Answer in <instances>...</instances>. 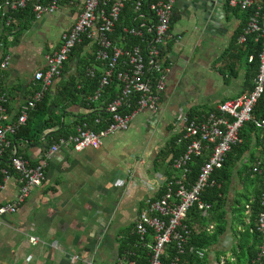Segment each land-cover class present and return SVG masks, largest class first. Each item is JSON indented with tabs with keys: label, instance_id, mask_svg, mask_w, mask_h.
Segmentation results:
<instances>
[{
	"label": "crops",
	"instance_id": "0c3cea01",
	"mask_svg": "<svg viewBox=\"0 0 264 264\" xmlns=\"http://www.w3.org/2000/svg\"><path fill=\"white\" fill-rule=\"evenodd\" d=\"M84 2L61 0L57 12L33 21L18 37L8 38L6 56L10 57V66L8 70L0 69V86L10 96L9 112L18 113L36 92L34 74L46 66L47 55L60 47L63 34L75 24ZM208 3L207 26L188 18L184 0L174 5V40L168 53L172 66L159 110L139 113L128 131L106 137L100 150L76 152L66 148L56 153L48 161L43 186L32 192L17 214L0 220V264L115 263L121 255L120 241L135 225L145 203L158 197L173 174L180 176L171 168L173 155L168 150L171 140L183 128L178 123L181 107L187 105V114L195 110L208 112L250 92L245 58L229 51L244 15L229 9L227 0ZM94 52L95 45L90 43L81 58L92 57ZM79 63L77 57L68 62V68L51 90L54 95L63 87L61 83L76 75ZM62 105V122L66 126L101 109V105H95V110H90L82 100ZM62 111L58 108L57 113ZM256 141L254 135L253 144ZM46 146L44 141L36 147L22 145V149L32 163H38ZM262 158L260 147L253 145L234 168L226 191L230 225L207 250L210 264H248V257L237 247L239 239L232 225L238 223V203L246 202L243 196L254 200L255 188L246 182V166ZM119 180L125 185L119 186ZM255 187L260 189L261 184ZM17 193L18 184L12 177L0 191V203L13 201ZM31 238L39 242L34 244ZM236 249L239 257L234 254Z\"/></svg>",
	"mask_w": 264,
	"mask_h": 264
},
{
	"label": "built area",
	"instance_id": "2783aa9c",
	"mask_svg": "<svg viewBox=\"0 0 264 264\" xmlns=\"http://www.w3.org/2000/svg\"><path fill=\"white\" fill-rule=\"evenodd\" d=\"M177 0H85L83 9L73 27L61 38L60 47L47 55L46 66L34 74L38 84L36 92L25 101L18 113L9 112L10 96L0 88V191L14 177L18 193L11 202L0 203V220L18 213L31 197L32 192L41 188L46 180L48 161L62 149L72 148L76 152L100 150L106 137L126 132L135 117L149 110L157 112L166 91L167 75L172 62L169 59V45L174 40L171 33L174 5ZM261 0H227V7L242 11L253 10L246 27L239 36L238 44L245 46L248 37H253L260 45L259 74L254 79V89L241 97L224 101L208 112H199L190 119L187 105L181 107L178 123L183 125L178 143L184 141L187 148L172 162L175 174L165 184L163 194L148 200L129 235L135 237L132 247L125 249L114 264H181L191 229L185 224L189 211L197 205L202 216L210 215L211 205L202 201L206 189L213 185L212 176L222 169L232 148L242 142L240 133L249 123H253L261 134V148L264 150V117L255 118L254 112L264 97V10ZM34 4L35 20L57 12L59 2L53 0L44 4L42 0H7L0 11L9 17L7 26L14 19L9 14ZM131 5L134 19L132 25L124 27L122 35L138 43L128 48L124 42L115 41L112 35L125 8ZM4 9V10H3ZM4 15V14H3ZM84 40L95 45V61L100 66L89 70L94 77L101 72L97 90L87 98L90 108L101 105L106 89L116 85L115 98L106 105L108 117L106 125L95 132L84 124L76 132L61 138L51 146H46L36 165L13 146V137L25 126L29 113L36 109L46 93L52 90L56 81L64 74V66L73 50ZM253 61L250 56L249 62ZM10 57L5 56L0 69L8 70ZM101 120H96L100 124ZM208 154V159L200 168L197 180L190 183V163L194 158ZM206 156V155H205ZM257 164L254 171L259 172ZM128 175L132 173L129 170ZM126 182L119 180L118 185ZM261 211L256 228L252 231L261 237L258 260L264 259V191L260 196ZM247 214L251 213V203L246 205ZM214 225L209 227V231ZM30 241L37 244V238ZM200 258L204 251L191 249ZM87 264H101L88 261ZM220 264H225L221 262Z\"/></svg>",
	"mask_w": 264,
	"mask_h": 264
},
{
	"label": "trees",
	"instance_id": "16d2710c",
	"mask_svg": "<svg viewBox=\"0 0 264 264\" xmlns=\"http://www.w3.org/2000/svg\"><path fill=\"white\" fill-rule=\"evenodd\" d=\"M6 1L7 0H0V7H2ZM52 1L53 0H42L44 4H48ZM57 1L60 4L61 0ZM261 1V7L264 10V0ZM33 10L34 4L30 3L25 9L19 10L11 15L9 14V16L14 19L9 26H7L9 17L6 13H4L5 11H0V64L8 53L7 49L10 45L8 38L12 36L18 37L23 30L27 29L31 23L35 21ZM234 11L243 13L244 18L243 23L236 34L234 43L229 51L231 50V52L236 53V55H240V57L245 58V65L247 67V85L249 86L251 92L254 89V79L259 74L260 45L255 44L253 37H248L247 44L245 46L239 45L238 39L243 29L246 27L253 10L246 12L240 9H235ZM133 19V8L131 5H128L121 15L120 21L116 26L115 33L112 35V39L115 41L121 40L127 48L131 44H137L139 41L134 38L130 40L122 35L124 27L131 26ZM90 43V41L84 40L73 50L69 58V61L76 57L80 58L79 68L76 75L72 76L68 81L61 83L63 87L58 89V95H54L53 91L46 93L44 99L37 104L36 109L29 113L26 125L21 127L18 133L13 137V146L17 147L18 154L26 157L24 150L22 149V145L36 147L46 141L47 146L49 147L59 141V139L74 134L76 132V128L78 126H83L84 124L87 125V128L95 132H99L105 127L106 119L108 117V113L105 108L117 94L115 84H112L106 89L101 100V103L103 104L102 109L90 113L87 117H80L72 126H66L62 122V118L65 115V108L62 105L63 103H74L82 100L83 104L86 105L88 96L92 95L99 86L102 73L96 72L94 77H90L88 74L89 70L94 68V65L97 64L95 56L81 58L83 49ZM250 56H253V61L251 63L249 62ZM68 62L64 66V72L68 68ZM77 80L78 82H76ZM0 88H2V86H0ZM58 108H62V113H57ZM88 109L95 110V107L92 106ZM197 113L199 112H196V110L195 112H190V119ZM254 116L256 119L264 117V97L258 103ZM98 119L101 120L100 124H96V120ZM48 130H50V132L44 137L45 132ZM254 135H257V141L255 144H253ZM240 137L242 142L232 148L231 152L227 156L223 168L216 170L213 173V185L211 184L201 197L202 201L209 203L212 207L209 217H203L202 212L199 210L197 205H195L187 215L185 224L191 229L192 233L185 254L182 257L181 264H210L206 255L207 250L220 240V238L227 232L230 225L227 219L226 191L232 181L234 168L245 156V154L252 149L253 145H256L257 148L260 147L261 153L263 154L262 160L257 159L254 164L246 166V171L249 169L247 177L248 181L246 182L250 183L251 189L255 188L252 195L254 200L251 201L250 196H243L246 202L243 203V201H240L238 203L240 205V207L236 208L238 212L236 221L238 223H236V225H232V230L237 231L236 235L239 239L237 247L239 248L240 253H243L248 257V264H264V259L261 261L258 260L261 237L258 233L252 231L256 228L258 216L261 211L260 196L264 191V150L261 148L262 136L256 129L255 125L253 123H249L242 129ZM179 139L180 135L173 138L169 144L168 151L173 155V158L170 161L171 166L173 160L184 153L187 148L186 142L182 141L178 143ZM205 155L194 158L192 163H190V173L187 177L190 183H194L197 180L201 166L208 159V154ZM259 162H261V165L258 167L259 172L254 171ZM36 164L37 163H33V165ZM257 183L261 184L260 189H256L255 185ZM164 190L160 192L158 197L163 194ZM250 203L252 205V210L251 213L247 215L246 205ZM246 219H248V222ZM211 225H214V229L209 231L208 229ZM239 226L242 227L241 230H238ZM129 232L120 241V253H122L125 249L132 247L135 243V237L130 236ZM258 247L259 249L257 250ZM192 248L204 251V257L200 258L195 253H192ZM237 252V249L234 250V254L239 257Z\"/></svg>",
	"mask_w": 264,
	"mask_h": 264
},
{
	"label": "water",
	"instance_id": "95a60500",
	"mask_svg": "<svg viewBox=\"0 0 264 264\" xmlns=\"http://www.w3.org/2000/svg\"><path fill=\"white\" fill-rule=\"evenodd\" d=\"M178 2H183V0H177ZM186 2L187 16L188 18H194L196 22L207 26L209 20L207 18V8L209 7V0H184ZM175 11V9H174ZM78 64V62H77Z\"/></svg>",
	"mask_w": 264,
	"mask_h": 264
},
{
	"label": "rangeland",
	"instance_id": "374dc122",
	"mask_svg": "<svg viewBox=\"0 0 264 264\" xmlns=\"http://www.w3.org/2000/svg\"><path fill=\"white\" fill-rule=\"evenodd\" d=\"M96 66V65H95ZM96 68H98V65L96 66Z\"/></svg>",
	"mask_w": 264,
	"mask_h": 264
}]
</instances>
